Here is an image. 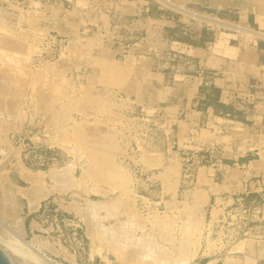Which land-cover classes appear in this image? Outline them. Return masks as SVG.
I'll return each instance as SVG.
<instances>
[{"label": "rangeland", "instance_id": "1", "mask_svg": "<svg viewBox=\"0 0 264 264\" xmlns=\"http://www.w3.org/2000/svg\"><path fill=\"white\" fill-rule=\"evenodd\" d=\"M181 1L168 0L172 5L183 7L198 16L264 34V17L257 16L256 10V7L263 5L264 2L247 0L244 3L243 13H246L247 9L250 12L248 24L245 22L240 24L238 18L235 20L233 15L226 11L193 10L180 4ZM53 2L55 4H52ZM29 3L30 0H0V22L14 25L15 30V33H6L0 26V47L2 45L0 74L5 69V74L2 73L3 77L5 78L6 75L11 78V81L10 78L5 80L6 83L8 82L6 90H13L14 85L19 88L6 93L4 90L2 98L0 96V101L2 99L0 102V115L2 114L0 116V162L2 163H0V194L2 196H0V238L24 245L44 264H130L116 252H112L96 233L87 230L82 211L96 204L100 207L96 213L98 218L94 215L97 226L100 224L102 229H107L129 218L132 221L134 219L140 222V229L134 231L136 237H139L143 230L145 237L152 239L153 243L166 252L172 255H186L188 259L182 264H264V219L260 214L257 217L243 214L244 219L238 220L240 223L231 221L227 212L234 210L236 204L224 210L220 207L219 210L213 206V202H209L208 190L199 186L206 181L201 170L207 164L203 160L198 162L197 166L202 169L200 174L195 175L196 165L192 166V162L188 161L189 152L186 154L179 152L176 136L177 123L184 113L181 114L180 110H176L181 107L180 102L174 108L175 100L182 99L179 93L185 92L184 87L181 86L183 78L176 73L177 66L188 62L182 54L185 52L182 44L194 47L202 45L196 41L198 32H201L202 39H209L212 36L214 39L215 35L222 33L226 45L230 39H237L230 42L231 46L239 41L243 43L254 42V40L264 41V39L247 38L231 28L206 24L172 8L163 7L156 0H53L51 8L54 10V16L66 20L68 28L66 26V30H62L65 34L55 29L46 31V36L55 37L57 42L56 47H50L43 45L47 38H43L45 33L41 35L32 32L25 24L27 21L21 24L22 30H16L15 25L19 23L20 13L25 12L24 16L27 17ZM18 4L22 5L23 10H20L22 7ZM141 5H145L148 9L146 8L140 14L136 8H140ZM92 6L96 11L93 15L88 13ZM45 9L42 7L39 11L43 13ZM35 11V8H32L30 12ZM57 12H60L58 13L60 16H56ZM241 20L245 21L246 16H242ZM181 22L187 26L182 27ZM39 26L50 28L52 22L42 21ZM50 37L46 40L48 43L51 42ZM6 41L8 45L5 46L8 47L5 48ZM61 41H63L62 48L58 46ZM95 42L97 43L94 45ZM100 42L104 43L106 49L103 53L97 49ZM12 43H22L34 50L31 60L20 61L21 58L19 56H17L19 59L16 58L14 54L16 62L12 59L13 56L10 59L7 56L9 53L5 50L12 51L15 47ZM218 43L220 39L216 45ZM18 47L21 46L17 45ZM49 53L53 55L52 60L45 58ZM5 54L7 57L4 56ZM39 62L51 64L56 62L53 64H57L54 65L57 68L46 75V77L52 75L49 79L40 74L42 81L38 79V85L35 82L31 84V87L29 75H37V72L42 69H39L40 66L36 67ZM111 64L121 67L123 69L121 74L136 82V89L140 92L142 101L138 102L133 89H123L132 93L126 96L115 86V82L106 83L101 78L102 73L107 72ZM15 67L18 72L14 70ZM189 72L192 71L185 69L186 74H184L188 75ZM17 77H20L19 80ZM148 77L151 79L149 83L146 81ZM175 78L181 81V85L174 84ZM21 79L25 80H23L24 84L21 82L26 86H23L24 89L22 85H19ZM51 80L54 85L53 90H49L48 83ZM9 81L10 84H16H13V87L12 84L9 86ZM59 84L61 88L56 87L60 86ZM88 86L104 90L108 93L110 101L112 100L110 106L102 107V110L106 111L96 113L94 119L96 118L114 137L115 145L120 152L119 155L114 156V162L125 171L127 176L128 174L130 176L124 187L125 191L113 188L100 180H94L90 176L84 177V169L88 168L89 163L81 150L80 154L78 152L76 154L78 148L73 149V146H77L73 140L74 137L72 138L73 120L74 122L85 120L92 122L93 119L73 113L68 109V103L69 99L78 96L80 92H83L82 89ZM53 91L54 96L53 93L51 94ZM62 91L66 92V96L61 94ZM68 93H72V96ZM55 94H58L57 99ZM54 99L56 103L53 102ZM121 101L126 102L122 105ZM6 106L9 109L14 107L13 111L10 109L12 114L14 112L13 115L10 111H1V107L3 109ZM48 108L54 109L52 114H57L54 122L50 121L52 114L45 112ZM64 108L65 112L62 115L58 114L59 109ZM63 116L65 118L62 119ZM46 120L49 121L48 124ZM237 121L238 124H231L225 129L224 139L221 141L230 144L231 140L235 139L233 135L237 131L240 132L237 136L245 135L243 122H240L242 120ZM179 125L182 124L179 122ZM63 130L66 131L63 132ZM60 132L63 133V137ZM203 134L206 133L203 131ZM59 137L63 141L64 137L65 141L68 137V141L61 143ZM242 149L243 147L240 150ZM72 152L75 154L72 155ZM145 161L154 162L157 165L148 166ZM19 166L30 174L42 175V184L40 182L38 185L44 192L41 197L38 194V197L28 198L27 193L32 192L33 188ZM52 169L53 171L61 170L66 174L71 172L77 181H75L77 187L60 192L55 190L54 181L49 177ZM238 197L242 198V203L246 206L253 201L260 203L247 199L246 196L236 198ZM5 203H11L14 206L12 208L16 211L14 213L18 223L10 217L9 211L5 213ZM188 206L194 208L190 221L195 223L196 228L193 233L183 234L185 237H181L177 225L186 221L183 211ZM156 220L163 221L162 223L165 222L164 224L167 225L163 228L158 227ZM182 238L191 241L189 246L182 250H175L174 247L178 246L177 242ZM12 257L10 256L14 264H33L30 260L14 256L15 261ZM148 260L145 259V262L139 264H153Z\"/></svg>", "mask_w": 264, "mask_h": 264}, {"label": "crops", "instance_id": "2", "mask_svg": "<svg viewBox=\"0 0 264 264\" xmlns=\"http://www.w3.org/2000/svg\"><path fill=\"white\" fill-rule=\"evenodd\" d=\"M246 1L182 0L180 4L198 11H226L238 18V23L248 24L250 12L247 9L243 13ZM146 8L141 5L136 11L141 14ZM242 16H246L245 21ZM236 40L230 39L226 45L222 33L214 39H202L198 32L196 41L202 45L182 44L188 67L187 63L177 66L182 85L179 79L174 82L185 91L179 93L182 99L174 102V108L180 102L176 110L184 113L177 123L178 150L189 152L188 161L196 165L195 175L202 169L198 162L207 164L201 170L206 181L199 186L208 190L209 202L219 210L227 208L237 196L264 201V41L229 45ZM185 69L192 72L185 75ZM237 120H242L245 135H233L230 144L221 141L225 129L238 124Z\"/></svg>", "mask_w": 264, "mask_h": 264}, {"label": "bare ground", "instance_id": "3", "mask_svg": "<svg viewBox=\"0 0 264 264\" xmlns=\"http://www.w3.org/2000/svg\"><path fill=\"white\" fill-rule=\"evenodd\" d=\"M157 2L161 3L162 5L166 6V7H169V8H172L174 9L175 11H178L179 13L183 14V15H186V16H189L193 19H197V20H200L206 24H209V25H216V26H220V27H226V28H231V29H234L235 31H237L238 33H240L241 35H245V37L247 38H256L257 36H262L264 37V34H258L252 30H249L247 28H243V27H239V26H232V25H228V24H223L222 22L220 21H217V20H214V19H209V18H206L204 16H198L197 14H194L192 12H189L187 10H185L183 7H177V6H174L172 5L170 2H168V0H156ZM81 2V1H80ZM258 2H264V0H258ZM93 3V2H92ZM34 6L37 8L35 12L31 13L30 11L27 12V17L24 16V12L20 13V17L19 18V23L15 26H17L16 30L17 31H20L22 30L21 28V24H23L24 22H26L25 24H27V26L30 27L29 30H32V32H36L38 34H44L45 33V36L44 37H47L46 35V31L48 29H55V31L57 32H63L62 30H66L65 27L67 26L68 28V25H66V20H64L62 17H55L54 16V10L53 8H51V6H43L45 7V11L42 13L38 10L39 7H42L40 4H34ZM92 8L91 10H89V14H92L94 13V8L93 6L90 7ZM256 10H257V16L259 17H264V3L263 5H260L258 7H256ZM5 11V10H4ZM43 11V10H42ZM74 11V10H73ZM3 12V11H2ZM96 12V11H95ZM58 13L60 12H57L56 16H60L58 15ZM73 13V12H72ZM2 14V13H1ZM12 14V13H11ZM17 15V14H16ZM15 15V16H16ZM67 16V15H66ZM24 17L25 20H24ZM70 17V16H69ZM72 17V15H71ZM22 18V19H21ZM57 18V19H56ZM68 18V17H66ZM42 21H51L52 22V26L50 28L48 27H40L39 25L41 24ZM68 21V20H67ZM74 22V21H73ZM1 23V30L2 31H5L6 33H9V32H12V33H15V30H14V25H10L9 24H6L4 21L3 22H0ZM13 23V22H12ZM71 24V23H70ZM74 24H77V22ZM23 26V25H22ZM25 26V25H24ZM76 27V26H75ZM77 29V28H76ZM28 30V29H27ZM69 31V30H68ZM64 33V32H63ZM74 33V32H73ZM11 34V33H10ZM65 34V33H64ZM75 36V34H73ZM5 36V35H4ZM2 37V36H1ZM6 37H7V34H6ZM20 37V36H19ZM31 37V36H29ZM68 37V36H67ZM71 37V36H70ZM76 37V36H75ZM86 37V36H85ZM83 37V38H85ZM91 37V36H90ZM244 37V38H245ZM9 38V37H8ZM11 38V37H10ZM74 38V37H73ZM82 38V37H80ZM79 38V39H80ZM243 38V37H242ZM17 39V38H16ZM30 39V38H29ZM72 39V38H71ZM163 39V38H162ZM19 40V39H18ZM34 40V39H33ZM42 40V39H41ZM74 40V39H73ZM92 40V39H91ZM245 40V39H244ZM247 40V39H246ZM23 41V40H22ZM43 41V40H42ZM2 42V41H1ZM9 42V41H8ZM47 42V41H46ZM80 42V41H79ZM28 43V42H27ZM78 43V42H77ZM97 42L94 43V45L96 44ZM244 43V42H243ZM15 45V47L11 50H5L3 48V51L5 50L7 53V56L10 58L12 57V59H16L18 58L17 56H19V59L20 61H24L26 62L27 60L26 59H30L31 60V57H32V53L34 50H31L29 46L27 45H22V43H12ZM30 44V43H29ZM33 44V43H32ZM99 46L97 47V49L100 51V52H105L106 49H105V46H104V43H98ZM5 45H8L7 41L4 42V46ZM17 45L21 46V47H18L17 48ZM42 45V44H41ZM44 45V44H43ZM93 45V46H94ZM2 47V45H1ZM0 47V49H1ZM8 47V46H5V48ZM41 47V46H40ZM76 47V46H74ZM85 47V46H84ZM86 48V47H85ZM75 49V48H74ZM40 50V49H39ZM38 50V51H39ZM45 50V49H44ZM71 51V50H70ZM76 51V50H75ZM5 52V53H6ZM36 52V51H35ZM34 52V53H35ZM45 52V51H43ZM16 56V58L14 57V55ZM2 56V54H1ZM5 57L6 54L4 55ZM61 56V55H60ZM98 56V55H97ZM67 57V56H66ZM11 59V58H10ZM17 60V59H16ZM16 60H14L16 62ZM101 60V59H100ZM103 60V59H102ZM101 60V61H102ZM18 61V62H20ZM23 61V62H24ZM11 62V61H10ZM13 62V61H12ZM11 62V63H12ZM30 63V61H28ZM47 62V61H46ZM99 62V61H98ZM53 63H56V62H53ZM51 64V63H40L39 62V65L36 66V67H39V69H41L39 72H37V75L35 74H30L29 76V79L31 82L29 86L32 87V85L36 82V85L37 84V80L41 79L42 76H40V74H43V77L44 78H47L49 79L51 76L48 75L46 77L47 74H50L53 72V70H56L57 66H54V65H57V64ZM10 64V63H9ZM15 65H18L16 63H14ZM13 64V65H14ZM20 64V63H19ZM113 64L109 65L108 66V71L107 72H103L102 73V79L106 82V83H110V82H115V86L119 88V91L123 92L126 94V96H130L132 95V93L130 92H126L125 88H131L133 89V94L134 96L137 95V99L139 100L138 102L142 101V97L139 95L140 92H138V90L136 89V82H134V80L132 79H129L128 76H125L123 74H121L122 72V68L121 67H118L116 65L112 66ZM60 68V67H59ZM98 68V67H97ZM8 69V68H6ZM10 69V67H9ZM8 69V70H9ZM38 69V68H37ZM3 71V68L1 69ZM13 70V69H12ZM11 70V71H12ZM15 71L16 70V67L14 69ZM13 70V71H14ZM26 70V69H25ZM4 71H6L4 69ZM4 71L2 73H4ZM10 71V72H11ZM18 72V71H17ZM31 72V71H30ZM42 72V73H40ZM62 71H60L61 73ZM2 73L0 74V96L2 95V93H6L7 92H10V91H16L15 88H18L16 87V85H14V89L12 88L13 87V84H16V83H11L12 84V89L13 90H6L8 89V82L6 83L5 80H7V76L5 75V78L3 77V74ZM8 73V72H7ZM15 73V72H14ZM24 73V72H23ZM88 73V72H87ZM13 74V73H12ZM11 74V75H12ZM27 74V73H25ZM126 74V73H125ZM2 75V76H1ZM15 75V74H14ZM16 75H19V73ZM55 75V74H54ZM141 75V74H140ZM145 75V74H144ZM20 76H22L20 74ZM24 76V75H23ZM39 76V77H38ZM61 76V75H60ZM143 76V75H142ZM13 77V76H12ZM25 77V76H24ZM26 77H28V75H26ZM144 77V76H143ZM146 77V76H145ZM10 78V77H9ZM8 78V80H9ZM20 78V77H19ZM19 78L17 77V79L19 80ZM63 78V77H62ZM96 78V77H95ZM16 79V80H17ZM51 79H54V78H51ZM56 79V78H55ZM54 79V80H55ZM64 79V78H63ZM153 79V78H152ZM15 80V82H16ZM17 80V81H18ZM24 80V79H23ZM23 80L21 79L20 80V83L22 82L23 84L25 82H23ZM150 78L148 77L146 79V81L149 83L150 82ZM10 81H11V78H10ZM10 81H9V86H11L10 84ZM14 81V80H13ZM25 81V80H24ZM42 81V80H40ZM62 82V79L60 80ZM66 81V79H65ZM140 81V80H139ZM19 82V81H18ZM33 82V83H32ZM50 83H48L46 81V84L48 83L50 86L49 90H53V84H52V80L49 81ZM64 82V81H63ZM157 82V81H156ZM19 84V85H22V87L24 86L23 84ZM55 83V81H54ZM17 84V86H18ZM32 84V85H31ZM42 84V82H41ZM45 84V85H46ZM64 84V83H63ZM62 84V85H63ZM180 84V83H179ZM178 84V85H179ZM57 85V83H56ZM60 86H56V87H59L61 88V84H59ZM90 85V84H89ZM64 86V85H63ZM72 86V85H71ZM26 87V86H24ZM23 87V89H24ZM40 87V86H39ZM46 87V88H47ZM74 88V86H72ZM19 89V88H18ZM35 89V88H34ZM58 90V88H56ZM63 89V87H62ZM72 88H70L71 90ZM78 89V88H77ZM5 90V91H4ZM20 90H22L20 88ZM19 90V92H20ZM37 90V88H36ZM48 90V89H47ZM61 89H59L60 91ZM65 91V89H63ZM75 90V89H74ZM4 91V92H3ZM38 91V90H37ZM40 91V90H39ZM56 91V90H55ZM57 91V92H59ZM67 91V90H66ZM83 92H80V94L78 96H75V97H72V99H69V103H68V109H70L73 113L75 114H80L82 115V117L84 118H92V122H86L85 121H75L73 120V123H74V127H73V130H72V133H73V136L72 138L74 137L73 140H75V145L77 146H73V149L74 147L75 148H78L76 151L75 149V153L78 154L79 151L81 150L85 155L87 161H86V165L88 164V168L84 169L85 171L83 172V176L84 177H92L94 178V180H100L101 182H104V183H107L109 184L111 187L113 188H116L118 190H122V191H125L124 187L125 185L128 183V176L127 174L125 173V171H123L117 164L116 162H114V156L115 155H119V150L117 149L116 145H115V141H114V137L112 135V133L104 128V126H102L98 121L97 119L95 118L94 119V116L96 113H99V112H105L106 110H102V107H104L105 105L107 106H110V98L108 93L105 92L104 90H98L96 88H93V87H85L82 89ZM61 92V91H60ZM68 92V91H67ZM48 93V92H47ZM53 93V96H54V91L51 92V94ZM73 93V92H72ZM72 93H68V95L71 94L72 96ZM62 95H65L66 96V92H63L61 93ZM75 94V93H74ZM123 94V95H125ZM9 95V94H8ZM7 95V96H8ZM13 95V94H12ZM56 95V94H55ZM58 95V94H57ZM57 95L55 96V99H57ZM3 96V95H2ZM1 96V98H2ZM15 96V95H14ZM51 96V95H50ZM60 97V96H59ZM69 97V96H67ZM157 97L159 98V96L157 95ZM51 98V97H50ZM126 98V97H125ZM130 98V97H129ZM146 98V97H145ZM55 99L53 102H55ZM117 99V98H116ZM128 99V98H127ZM67 100V99H66ZM2 101V99H1ZM0 101V102H1ZM68 101V100H67ZM127 101V100H126ZM126 101H121V104L123 102L122 105H124V103ZM137 101V100H136ZM148 101V100H147ZM53 102H50V103H53ZM66 102V101H64ZM3 103V102H2ZM6 103V102H5ZM9 103V102H8ZM56 103V102H55ZM59 103V102H58ZM7 104V103H6ZM5 104V105H6ZM10 105H12V103L10 102L9 103ZM65 104V103H64ZM9 105V106H10ZM47 105V103H46ZM51 105V104H50ZM112 105V104H111ZM1 106V105H0ZM8 106V104H7ZM6 106V108H3L1 107V111H5V112H9L10 109H12L13 111V108L10 107V109ZM17 106V105H16ZM64 107H66L65 105H63ZM48 107V105L46 106ZM45 107V108H46ZM53 106H51L52 108ZM122 108V107H121ZM17 109V108H16ZM56 109V107H55ZM58 110V109H57ZM57 110H56V113H57ZM60 111H58L60 115H62L64 112H65V108L63 110L59 109ZM12 111L11 114H12ZM16 111V110H14ZM18 111V110H17ZM52 111H54V109H45V112H50L52 114ZM17 113V112H16ZM15 113V114H16ZM54 113V112H53ZM14 114V112H13ZM12 114V115H13ZM50 114V115H51ZM2 115V114H1ZM0 115V116H1ZM57 115V114H56ZM55 114H52L51 115V118H50V121H53L56 120L55 118L57 117ZM71 115V114H70ZM10 116V115H9ZM103 116V115H102ZM4 117V116H3ZM16 117V115H15ZM53 117V118H52ZM96 117V116H95ZM111 117V116H110ZM48 118V117H46ZM60 118V117H59ZM65 118L64 116L62 117V119ZM70 118V117H69ZM105 118V117H104ZM2 119V117H1ZM61 119V118H60ZM102 119V118H101ZM67 121H68V118H67ZM49 122V121H48ZM47 120H46V123L48 124ZM56 122V121H55ZM69 122V121H68ZM52 123V122H51ZM59 123V122H58ZM53 124V123H52ZM1 125V124H0ZM57 125V124H55ZM60 125V124H59ZM71 125V124H70ZM69 125V126H70ZM64 126V125H63ZM1 127V126H0ZM67 127V126H66ZM66 127L64 129H66ZM62 128V129H63ZM69 128V127H67ZM71 128V127H70ZM56 129V128H55ZM60 129V127L58 128ZM72 129V128H71ZM58 131H61V130H58ZM66 131V130H63V132ZM62 134L61 137H63V133L60 132ZM240 132L237 131L234 133V135H238ZM57 134V132L55 133ZM67 134L64 133V136ZM69 134V133H68ZM59 136V134H58ZM60 138V137H59ZM58 138V139H59ZM68 137H66V141ZM116 138V137H115ZM72 140V141H73ZM61 143L65 142V137H64V141L62 138H60L59 140ZM63 141V142H62ZM71 141V139H70ZM69 143V142H68ZM242 146V145H241ZM66 149V148H65ZM68 151H70V149H68ZM80 151V152H81ZM71 152V151H70ZM74 152V150H73ZM72 152V155H74ZM78 152V153H77ZM80 154V153H79ZM81 154V155H82ZM81 155H78L79 157H81ZM77 156V155H76ZM84 157V158H85ZM142 160V159H141ZM151 160V159H150ZM146 162V161H145ZM1 163V162H0ZM2 164V163H1ZM0 164V165H1ZM146 164L148 166H156L157 163H154V162H149L147 161ZM146 165V166H147ZM159 165V164H158ZM20 168V166H19ZM2 169V168H1ZM22 171H24V173L26 174V176L28 177V182L31 186V188H33L32 192L29 191L27 193V196L29 199H32L34 197H41L44 193L40 190V187L38 186L39 183L41 182L42 184V178L41 176L42 175H33V174H30L28 173L24 168H20ZM52 173L49 174V178L50 180H53L54 181V189L55 190H58L59 192L60 191H66L68 189H71V188H74V187H77L76 186V180L74 179V177L71 175L72 173L71 172H67V174L61 170H55L53 171V169L51 170ZM0 173H1V170H0ZM200 174V173H199ZM1 175V174H0ZM200 176V175H199ZM47 177V176H46ZM130 177V176H129ZM202 177V176H201ZM76 181V182H75ZM131 181V180H130ZM129 188V187H128ZM127 188V189H128ZM130 189V188H129ZM4 190V189H3ZM41 191V193H39ZM39 194V195H38ZM38 195V196H37ZM1 196V194H0ZM2 197V196H1ZM3 200V199H2ZM9 201V200H8ZM3 202V201H2ZM4 203V202H3ZM0 204H1V201H0ZM6 204V212L5 213H8V211L10 212V217L14 219L15 222L18 223V219L16 218V213H14V206L11 205V203H5ZM113 206V205H112ZM4 207V206H3ZM115 207V206H114ZM117 207V206H116ZM100 210V207L96 206L95 205H91L90 207H87L85 209H83L82 211V218H83V221L87 227V230L91 231L92 233H96V235H98V237H100L99 239H101L104 244H106L108 246V248L112 251V252H116V254H118L119 256L122 257V259L127 262V263H130V264H139V263H142V262H145L144 260L145 259H149L151 262L150 263H153V264H182L184 262L187 261V256H179V255H172V253L170 252H166V250H164L162 247L156 245L155 243H153L154 241L148 237H145L143 235V230H142V234H140L139 237H136V235L134 234V231L135 229H140V222L138 221H133L130 220H127L125 222L121 221L120 223H116L115 226H111L107 229H102V226L100 227V224L97 226V222L96 220L94 219L95 217L98 218V216H96V213L97 211ZM179 210V209H178ZM194 211V208L193 207H185L184 208V215L186 217V221L184 223H181L180 225L178 224L177 225V228L180 232V234L182 235L181 237H185L183 236V234H191L195 231V228H196V225L195 223L191 222L190 221V216L192 215ZM198 211V210H197ZM16 212V211H15ZM112 214V213H111ZM95 215V217H94ZM98 215V214H97ZM115 215V214H114ZM120 216V215H119ZM195 216V215H194ZM111 218V217H110ZM156 218V216H155ZM136 220V219H135ZM158 225V227H165L167 224H164L162 223L163 221H158L156 220L155 221ZM180 222V221H179ZM154 225V224H153ZM104 227V226H103ZM172 227V226H171ZM174 227V226H173ZM199 227V225H198ZM201 230V229H200ZM162 231V230H161ZM175 231V229H174ZM90 232V233H91ZM140 232V231H139ZM195 234V233H194ZM193 237V236H191ZM190 239V238H189ZM10 240V239H9ZM190 240L188 239H180L178 242H177V247H174L175 250H182V249H185L189 246L190 244ZM194 243V242H193ZM33 246V245H32ZM31 246V248H32ZM264 247V246H263ZM30 248V249H31ZM264 249V248H263ZM0 250L3 252V254L6 256V258L8 259V261L10 262V264H14V262L12 261V259L10 258V256H15V257H20L22 259H26V260H30L33 264H44L43 262H41L40 260H38L28 249H26L24 247V245L22 246V244L20 245V243H17V242H9L7 240H4L2 238H0ZM32 250V249H31ZM184 254V253H183ZM12 257V258H13ZM14 259V258H13ZM15 260V259H14ZM148 260V261H149ZM16 261V260H15ZM17 263V262H16ZM22 263V262H21ZM147 263V262H146ZM19 264V263H18Z\"/></svg>", "mask_w": 264, "mask_h": 264}, {"label": "built area", "instance_id": "4", "mask_svg": "<svg viewBox=\"0 0 264 264\" xmlns=\"http://www.w3.org/2000/svg\"><path fill=\"white\" fill-rule=\"evenodd\" d=\"M53 0H30V6L28 8V11H31L32 8H35V10L37 9L34 4H40L42 7L43 6H52L51 3H52ZM52 4H55L54 2ZM18 6H20L18 4ZM164 7V5H161ZM22 7V5L20 6ZM42 7H39L38 10ZM20 10H23V7L20 8ZM25 13V12H24ZM50 37V36H47V38ZM46 38V40H47ZM51 38V42H43L44 45H48L50 47H56V39L55 37H50ZM60 44L58 45L60 48L63 47V41L59 42ZM120 44V43H119ZM124 49V52H125V48L123 47ZM51 55V53L48 54V56H45L48 57V59L52 60L53 59V55H51V58H49V56ZM256 202V201H255ZM237 205L236 208H233L234 210L230 211V212H227V215L229 216L228 218L231 219V221H237L240 223L241 220L244 219L243 217V214L246 216H254L257 217L258 214H260L262 216V219H264V201L260 202V203H254L253 202H249V204L246 206L242 203V198L238 197V198H235L233 200V203H231L228 207H232L233 205ZM240 219V221H238ZM228 224V223H227Z\"/></svg>", "mask_w": 264, "mask_h": 264}, {"label": "water", "instance_id": "5", "mask_svg": "<svg viewBox=\"0 0 264 264\" xmlns=\"http://www.w3.org/2000/svg\"><path fill=\"white\" fill-rule=\"evenodd\" d=\"M0 264H10V262L8 261V259L1 250H0Z\"/></svg>", "mask_w": 264, "mask_h": 264}]
</instances>
